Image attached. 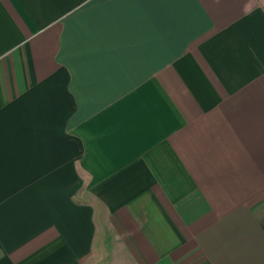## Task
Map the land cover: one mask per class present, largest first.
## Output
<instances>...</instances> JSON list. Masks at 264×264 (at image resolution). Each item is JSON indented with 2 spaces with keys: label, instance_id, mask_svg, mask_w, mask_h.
<instances>
[{
  "label": "crops",
  "instance_id": "obj_1",
  "mask_svg": "<svg viewBox=\"0 0 264 264\" xmlns=\"http://www.w3.org/2000/svg\"><path fill=\"white\" fill-rule=\"evenodd\" d=\"M0 264H264V0H0Z\"/></svg>",
  "mask_w": 264,
  "mask_h": 264
}]
</instances>
